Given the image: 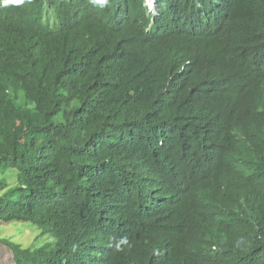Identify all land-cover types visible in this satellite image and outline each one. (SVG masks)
Segmentation results:
<instances>
[{"label":"trees","instance_id":"obj_1","mask_svg":"<svg viewBox=\"0 0 264 264\" xmlns=\"http://www.w3.org/2000/svg\"><path fill=\"white\" fill-rule=\"evenodd\" d=\"M154 1L0 0L14 264H264V0Z\"/></svg>","mask_w":264,"mask_h":264},{"label":"rangeland","instance_id":"obj_2","mask_svg":"<svg viewBox=\"0 0 264 264\" xmlns=\"http://www.w3.org/2000/svg\"><path fill=\"white\" fill-rule=\"evenodd\" d=\"M60 120V117L57 118ZM16 171L0 173V181L6 185L1 194L2 204L15 201L18 198L16 193ZM6 192V193H5ZM39 228L32 223H0V264H14L8 246L2 242L19 245L22 249H35L46 242L53 241L50 235H40Z\"/></svg>","mask_w":264,"mask_h":264},{"label":"clouds","instance_id":"obj_3","mask_svg":"<svg viewBox=\"0 0 264 264\" xmlns=\"http://www.w3.org/2000/svg\"><path fill=\"white\" fill-rule=\"evenodd\" d=\"M95 2L103 4L106 2V0H95ZM144 6L147 9L148 15L152 16V19H151L152 24L149 25V27H152L153 22H154V18L158 15L157 10L155 8V1L154 0H145Z\"/></svg>","mask_w":264,"mask_h":264},{"label":"bare ground","instance_id":"obj_4","mask_svg":"<svg viewBox=\"0 0 264 264\" xmlns=\"http://www.w3.org/2000/svg\"><path fill=\"white\" fill-rule=\"evenodd\" d=\"M19 2H22V1H19ZM23 3V2H22ZM197 4V3H196ZM21 5V4H20ZM18 6V5H17ZM143 12V11H142ZM213 18V17H212ZM137 198V197H136Z\"/></svg>","mask_w":264,"mask_h":264}]
</instances>
